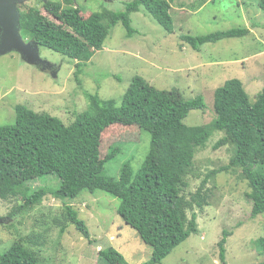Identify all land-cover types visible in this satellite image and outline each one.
Here are the masks:
<instances>
[{"label":"rangeland","instance_id":"rangeland-1","mask_svg":"<svg viewBox=\"0 0 264 264\" xmlns=\"http://www.w3.org/2000/svg\"><path fill=\"white\" fill-rule=\"evenodd\" d=\"M129 1L74 0V5L87 18L103 10L123 11ZM167 1L173 20L172 33H167L143 10L132 13L131 26L135 30L132 37L127 38L118 23L78 76L75 61L43 48L39 49L40 57L51 64L50 71L28 65L16 52L0 56V126L14 122L16 105L57 117L69 125L88 107L85 91L120 104L135 76L144 78L158 90L177 89L187 100L202 95L206 107L189 113L183 121L188 126L212 121L214 92L227 80H240L249 103L253 104L264 82V11L258 6L259 0ZM47 2L51 4L49 8ZM21 5L39 9L52 26L65 30L59 18L63 0H30ZM231 29H248L249 34L204 44L198 51L181 41L183 35L201 36ZM221 136L214 132L205 146L197 150L186 177L188 186L182 192L189 199L206 180L201 192L208 193L207 205L194 206L187 212L188 217L196 214L198 232L177 246L161 264L264 261V252L258 244L264 236V215L250 216L251 203L245 196L248 185L242 178V170L210 174L227 165L234 154L231 145L214 148ZM102 141L108 145L102 158L108 147L116 144L118 149L117 156L104 165L103 175L118 179L126 162L138 170L148 152L150 137L147 132H131L117 126L106 129ZM57 185L58 181L51 176L28 183L32 190ZM20 203L0 200V254L20 237L41 233L44 244L32 248L40 264H107L99 259L98 252L109 247L120 253L126 264H143L151 259L150 246L118 216V199L105 192L84 191L73 201H62L48 194L41 204L15 218L8 217L12 207ZM65 204L77 209L90 233L89 239L73 225L60 232L61 227L54 220L60 217ZM224 231L229 236L221 260L218 242Z\"/></svg>","mask_w":264,"mask_h":264},{"label":"trees","instance_id":"trees-1","mask_svg":"<svg viewBox=\"0 0 264 264\" xmlns=\"http://www.w3.org/2000/svg\"><path fill=\"white\" fill-rule=\"evenodd\" d=\"M63 4L59 18L65 30L52 26L39 9L19 5L20 34L24 40H34L39 48L75 61V76L102 49L110 30L118 23L125 29L126 37H132V13L143 10L167 33L173 32L167 0H131L123 11L103 10L87 18L81 16L74 0H63ZM46 5L49 8L51 4ZM258 6L264 11V0H259ZM248 34V29H231L201 36L183 35L181 41L198 51L204 44ZM84 96L87 109L69 125L57 117L16 105L14 122L0 126V200L21 202L12 207L8 217L15 218L41 204L48 194L73 201L84 191L100 190L118 199V216L150 246L151 259L143 264H161L177 246L198 232L196 214L188 217L187 212L194 206L207 205L208 193L201 192L206 180L189 199L182 192L188 186L186 177L192 170L195 153L214 132L222 134L214 148L231 145L234 154L227 165L212 171L211 176L241 169L248 185L245 196L251 203L250 216L264 215V82L251 104L240 80L225 81L214 92V118L202 126L183 122L191 111L205 109L202 95L187 100L177 89L158 90L140 76L132 78L120 104L113 99L102 100L97 93L85 91ZM117 126L131 132H147L150 141L138 170L126 162L119 178L113 179L105 177L103 169L117 156L118 149L116 144L108 147L102 158L108 146L102 135ZM50 176L58 181L57 187L32 190L28 186ZM54 223L61 227V233L73 225L84 238H90L77 209L68 204ZM228 236L224 231L218 242L221 260ZM43 238L41 233L20 237L0 254V264H40L32 248L41 247ZM258 244L264 252V236ZM98 256L107 264H126L112 247L100 250Z\"/></svg>","mask_w":264,"mask_h":264},{"label":"water","instance_id":"water-1","mask_svg":"<svg viewBox=\"0 0 264 264\" xmlns=\"http://www.w3.org/2000/svg\"><path fill=\"white\" fill-rule=\"evenodd\" d=\"M28 1L0 0V56L16 52L25 63L40 66L44 71L51 64L40 57V48L34 40L26 42L20 34L18 6Z\"/></svg>","mask_w":264,"mask_h":264},{"label":"flooded vegetation","instance_id":"flooded-vegetation-1","mask_svg":"<svg viewBox=\"0 0 264 264\" xmlns=\"http://www.w3.org/2000/svg\"><path fill=\"white\" fill-rule=\"evenodd\" d=\"M50 68H51V66H50L49 68H46V70H48V69H49V71H50Z\"/></svg>","mask_w":264,"mask_h":264}]
</instances>
